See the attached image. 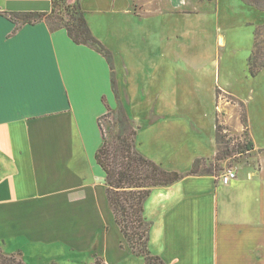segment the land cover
I'll list each match as a JSON object with an SVG mask.
<instances>
[{
	"label": "crops",
	"instance_id": "crops-1",
	"mask_svg": "<svg viewBox=\"0 0 264 264\" xmlns=\"http://www.w3.org/2000/svg\"><path fill=\"white\" fill-rule=\"evenodd\" d=\"M235 1L244 10L253 8ZM81 7L93 34L110 50L136 40L139 81L121 55L118 64V52L114 60L121 101L140 126L139 152L179 173L190 171L197 159L214 161L215 113H166L158 107L169 99L175 19L218 24L221 12L230 9L222 0H81ZM51 10L52 0H0V12ZM15 27L0 15L3 252L21 254L26 264H93L97 258L146 264L115 221L106 174L96 160L103 143L99 118L107 105L118 108L107 60L74 43L65 29L52 32L42 22L14 34ZM198 29L204 31V24ZM131 89L142 94L143 112ZM254 144L264 150L255 138ZM258 155L257 172L245 167L227 185L222 176L194 175L154 188L144 205L152 254L166 264H264V154Z\"/></svg>",
	"mask_w": 264,
	"mask_h": 264
},
{
	"label": "rangeland",
	"instance_id": "rangeland-1",
	"mask_svg": "<svg viewBox=\"0 0 264 264\" xmlns=\"http://www.w3.org/2000/svg\"><path fill=\"white\" fill-rule=\"evenodd\" d=\"M222 2L223 7L230 9L234 17L230 11L227 14L222 11L219 25L210 21L200 23L198 20L175 19L174 73L169 82L162 79L169 85L170 92L169 99L162 100L164 106L158 108L166 113H215L219 122L227 128L224 133L230 148L238 144L244 146L248 139L254 141V138L258 143L264 144V70L253 77L249 73L247 61L253 50L257 27L264 24V12L253 8L244 10L237 6L235 0ZM200 24H204V31L198 29ZM131 41L127 46H117L118 51H111L114 55L118 52V64L121 55L127 62V68H132V77L139 81L140 75L134 70L137 64V45L134 38ZM140 42L142 45L147 44V41ZM139 58L141 60V56ZM139 89L131 91L138 94L135 101L140 106L139 111L143 112L147 104ZM243 116L248 120L247 138L243 136ZM109 125L106 122V126ZM111 135L113 133L110 137ZM225 146L227 145L224 144L223 148ZM258 152L264 154L263 150H256V147L241 155L235 151L232 157L221 162L223 170L217 176H223L230 169L237 178V174L248 166L257 172L260 157Z\"/></svg>",
	"mask_w": 264,
	"mask_h": 264
},
{
	"label": "trees",
	"instance_id": "trees-1",
	"mask_svg": "<svg viewBox=\"0 0 264 264\" xmlns=\"http://www.w3.org/2000/svg\"><path fill=\"white\" fill-rule=\"evenodd\" d=\"M246 5L264 12V0H242ZM0 15L13 22L16 34L25 25L46 23L52 32L65 29L68 36L77 45L88 46L100 53L111 68L112 89L118 100V108L99 118L103 143L96 154V160L106 174L107 196L115 221L120 227L124 239L133 254L145 259L146 264H166L159 256L149 249L152 223L144 216V205L152 190L166 187L194 175H217L222 171L221 162L232 157L236 151L241 155L253 151L255 144L252 139L243 146L230 148L227 128L217 119L216 141L218 152L214 161L207 165L206 160L197 159L188 172L168 171L144 157L137 148L139 127L129 117L121 101L114 54L92 32L81 7V0H52L50 12H0ZM262 39V40H260ZM249 73L257 77L264 70V24L257 27L254 36L253 50L248 58ZM243 104V103H241ZM106 122L109 126H106ZM244 137H248V120L242 117ZM110 137V134H112ZM226 144L225 148L223 145ZM264 151V150H263ZM0 264H26L21 254L8 255L0 247ZM93 264H106L97 258Z\"/></svg>",
	"mask_w": 264,
	"mask_h": 264
},
{
	"label": "built area",
	"instance_id": "built-area-1",
	"mask_svg": "<svg viewBox=\"0 0 264 264\" xmlns=\"http://www.w3.org/2000/svg\"><path fill=\"white\" fill-rule=\"evenodd\" d=\"M236 178V174L232 170H228L222 177V182L227 185Z\"/></svg>",
	"mask_w": 264,
	"mask_h": 264
}]
</instances>
